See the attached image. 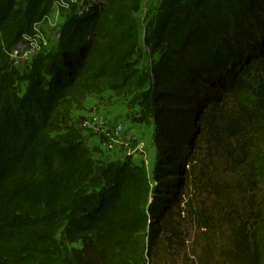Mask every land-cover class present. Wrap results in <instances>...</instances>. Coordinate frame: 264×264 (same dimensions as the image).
<instances>
[{"label": "trees", "instance_id": "obj_1", "mask_svg": "<svg viewBox=\"0 0 264 264\" xmlns=\"http://www.w3.org/2000/svg\"><path fill=\"white\" fill-rule=\"evenodd\" d=\"M144 1L0 0V264H154L203 143L239 176L218 264H264V0H159L141 33ZM54 8L56 48L20 75L11 52ZM106 90L136 91L153 178L96 158L73 118Z\"/></svg>", "mask_w": 264, "mask_h": 264}, {"label": "rangeland", "instance_id": "obj_2", "mask_svg": "<svg viewBox=\"0 0 264 264\" xmlns=\"http://www.w3.org/2000/svg\"><path fill=\"white\" fill-rule=\"evenodd\" d=\"M158 2L159 0H145L140 13L136 15L141 25V33L154 14ZM67 15V11H58L54 8L44 22L35 25V32H38L45 43L35 37L33 41L23 40L14 47L18 54L11 59L20 75L26 72L31 58L39 49L56 48L60 29ZM157 58V54L151 56L142 49L137 61L138 68L148 70L151 61ZM135 94L134 90H125L120 94L106 90L102 94L89 95L84 100L82 108L73 111V118L78 124L80 122L82 124L83 119L95 110L121 122L135 137L132 143L134 153L128 155L126 152H105L98 147L97 136L89 130H83L88 145L98 148L96 158L103 161L129 158L133 164L143 165L149 176L153 178L159 152L155 143V127L151 123L139 121L140 107L136 103ZM196 160L195 174L184 189L183 202L179 208L174 209L170 221L171 230H175L177 236L174 238L166 236L162 239L154 264H218L221 262L217 256L218 250L227 246L231 230L235 225L233 213L230 210V203L233 202L226 200L228 191L225 189L228 188L222 185L225 184V180L234 182L239 176L235 175L232 169L229 170L233 167L230 160L220 156L219 151H213V148L206 143L200 146Z\"/></svg>", "mask_w": 264, "mask_h": 264}, {"label": "built area", "instance_id": "obj_3", "mask_svg": "<svg viewBox=\"0 0 264 264\" xmlns=\"http://www.w3.org/2000/svg\"><path fill=\"white\" fill-rule=\"evenodd\" d=\"M35 37H38L45 43L38 32H35L34 37H27L24 40L33 41ZM17 54L18 52L13 49L11 56L14 57ZM25 56H27V54H25ZM86 117L87 118L83 119L80 126L82 130H89L97 136L99 148L109 153L126 152L128 155L134 153L132 150V143L135 137L125 129L121 122L108 118L95 110L91 111Z\"/></svg>", "mask_w": 264, "mask_h": 264}, {"label": "crops", "instance_id": "obj_4", "mask_svg": "<svg viewBox=\"0 0 264 264\" xmlns=\"http://www.w3.org/2000/svg\"><path fill=\"white\" fill-rule=\"evenodd\" d=\"M94 145H97V144H94Z\"/></svg>", "mask_w": 264, "mask_h": 264}]
</instances>
